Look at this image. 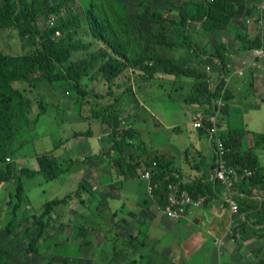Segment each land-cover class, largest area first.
I'll list each match as a JSON object with an SVG mask.
<instances>
[{
    "label": "crops",
    "instance_id": "0c3cea01",
    "mask_svg": "<svg viewBox=\"0 0 264 264\" xmlns=\"http://www.w3.org/2000/svg\"><path fill=\"white\" fill-rule=\"evenodd\" d=\"M246 4L245 8L237 10L236 17L246 19L254 16L256 1L247 0ZM238 20H234L235 25ZM246 25L254 26L249 33L256 35L257 27L254 24ZM194 27L195 31H191V34L198 48L217 39H213L214 34L202 32L200 25L194 24ZM225 42L226 38L220 44ZM235 42L238 43L236 47L229 46L233 55L226 57V73L216 69L213 62L198 64L197 56L193 54L189 58L190 66H197L208 76V86L213 93L210 102L196 94L194 87L197 79L194 77L187 80L185 76L163 72L154 76L145 75L147 80L140 81L142 77L139 78L138 75L135 80L136 74L129 70V74L120 77L116 86H113V96L99 93L104 95L101 99L103 104L114 103L115 109L122 110L121 121L124 127L131 128L138 134L140 141L145 144V153L159 155L169 161L170 169L178 172L185 185L202 182V187H209L205 195L207 203L192 205L180 220L169 219L157 210V203L149 195L145 179H124L114 172L104 154L112 144V129L107 123L94 118L90 110L83 109L84 104L80 113L76 109L58 108L60 115L55 118L60 127L57 131L58 142L49 152L66 167L71 166L72 170L55 181L59 184L64 176L67 177V181L61 186L63 188L69 185L67 195L75 196L74 193L83 182L96 195L95 199L88 201L91 196L85 187L81 194L84 203L79 201L69 211L70 238L76 240L71 248L66 247V255L61 257L63 263L258 264L264 259V227L261 225H246L243 235L238 239L243 241L242 245L239 244L241 249L236 250L237 245L233 243L228 231L239 224L237 214L230 211L225 188L215 184L216 155L207 131L193 126L196 116L206 118V115L218 109V102L221 101L218 77L229 75L225 94H228V99L222 98L227 107L224 112L220 110L218 130L224 136L231 130H240L242 150L255 148L264 168V58L253 66L252 59L247 55L251 53L243 50L242 54L236 53L241 43ZM180 51L177 49L172 57L179 58L182 55ZM203 60L209 59L203 57ZM168 88L169 91L178 93L171 104L163 102V99L160 100L161 96L156 94L165 92ZM64 91L72 95L70 87H64L63 94ZM156 110L158 117L149 120L148 114L153 117ZM81 132L84 135H80ZM135 139L138 140L137 137ZM136 140L133 141L131 152L132 155L139 156L137 160L144 165L146 157L142 154L143 149L138 148ZM20 147L17 146L19 152ZM37 155L38 153L33 157V164L28 165L30 161L24 164L27 169L32 165L31 170H38ZM249 190L251 194L257 191L241 182L236 184L232 197L238 205L242 203L240 197L248 195ZM214 191H217V195ZM66 203L62 205L66 206ZM73 218L75 219L72 220ZM255 219V215L251 214L250 221ZM96 233L102 235L103 239L95 240ZM221 239L223 244L220 246ZM234 239L237 240L235 237Z\"/></svg>",
    "mask_w": 264,
    "mask_h": 264
},
{
    "label": "trees",
    "instance_id": "16d2710c",
    "mask_svg": "<svg viewBox=\"0 0 264 264\" xmlns=\"http://www.w3.org/2000/svg\"><path fill=\"white\" fill-rule=\"evenodd\" d=\"M48 0H0V30L13 28L18 31L19 37L26 41L28 46L34 49L27 54H7L0 51V183L15 180V198L18 203L24 197V178L42 176L47 182L56 180L62 174L72 170L71 166H64L50 152L40 153L36 156L38 170L20 168L18 172L13 170L14 164L7 163L6 158L10 153L17 155L19 150L11 152L12 139L25 128L32 125L30 111L36 103L32 89L42 83L55 85L66 83L73 87L75 94L69 97L73 100L76 110L80 113L83 102L91 105V114L94 118L102 119L111 127V145L105 151L114 172L124 179L140 177L141 171L151 169V185L153 187V199L157 205L163 207L168 196V184L178 183L193 198H204L208 186L202 187V182L191 185L182 183L178 172L170 169V162L159 155H148L145 144L140 141L138 134L131 128L124 127L122 123V110L115 109V104H102L100 101H90L92 98L101 100L104 95L86 90L82 79L94 67L96 63L105 60L100 73L110 87L115 79L128 69L133 73L138 72L142 78L145 75L154 76L159 72L174 76L194 77L197 79L195 91L200 97L210 102L209 84L207 74L197 66H190L189 57H170L167 52L193 50L197 55L198 64L205 62L198 47L189 32L190 24L200 25L202 32L213 34L216 31H226L231 28V21L237 14L239 7L245 0H136L135 6L138 18L150 24L157 25L158 29L148 28L147 34L141 36L132 34L130 12H132L130 0H84L83 9L79 14H69L68 18L59 16L60 4L47 5ZM133 2L135 0H132ZM57 16L53 26L41 29L39 17ZM83 23L88 28L90 41L84 42L76 39L79 35L78 24ZM66 32L65 37L58 38V33ZM138 33V32H135ZM236 40L241 43V50L250 51L260 48L263 40L259 32L249 36L236 32ZM94 42L102 44L98 51L92 52L88 57L71 60L73 52L88 51ZM141 46L142 50L137 48ZM225 44H219L213 55L216 59V69L226 73V62L218 54ZM200 70V71H199ZM140 78V76H139ZM24 85L17 88L13 84ZM220 91L222 83L219 84ZM112 89V87H111ZM113 94V92H111ZM90 99V100H89ZM226 99H228V94ZM226 106L222 108L224 112ZM43 111L47 110L44 103ZM44 113V112H43ZM80 135H84L83 132ZM224 138L225 147L230 150L227 157L231 166L245 168L251 171V176L244 177L241 184L256 192L240 197L242 205H239L237 213V226L233 228L235 233L243 235L244 228L248 224L264 227V168L261 166L255 148L242 150L243 141L240 130H231ZM137 137L138 140L135 139ZM136 140L138 148L146 158L142 165L138 157L132 155L131 149ZM135 143V144H136ZM21 148V147H20ZM17 149V148H16ZM101 157V156H99ZM97 158V157H96ZM92 159V158H89ZM137 160V161H136ZM156 161V166L153 162ZM135 162V163H134ZM4 164L6 165L4 167ZM215 180V179H214ZM215 184L222 183L215 180ZM87 183H81L74 193L61 199H55L45 203L40 216V224L53 212V209L67 202L68 199L79 198L84 203L81 194ZM87 188V187H86ZM236 188V186H235ZM90 199L96 198L90 187L87 188ZM215 192V191H214ZM263 196H262V194ZM217 195V191L214 193ZM88 202H85L87 204ZM254 210V212H249ZM250 213V214H249ZM251 214L255 215V221L251 220ZM254 222V223H253ZM2 232L0 231V240ZM11 260L10 249L0 246V264H9ZM258 264H264V259Z\"/></svg>",
    "mask_w": 264,
    "mask_h": 264
},
{
    "label": "rangeland",
    "instance_id": "374dc122",
    "mask_svg": "<svg viewBox=\"0 0 264 264\" xmlns=\"http://www.w3.org/2000/svg\"><path fill=\"white\" fill-rule=\"evenodd\" d=\"M83 1L84 0H48L47 5H50L51 3L60 4L62 2L63 4L60 7L59 16L68 18L70 13L77 15L80 13V11H82L84 4ZM183 1L185 0H182V2ZM130 2L131 8L133 10L132 12H130L131 27L133 29L132 34L134 36H137V34L141 33V36H144L145 34H147L148 28L157 30V25L150 24L147 21L138 18V13L136 12V9L138 8L135 6L136 0L134 2L130 0ZM246 3L247 0H245L244 5L239 7V9L245 8L247 5ZM236 18L239 19L237 21V25L234 24V20ZM56 19L57 16L55 15H51L49 17L41 16L39 17V26L41 29L51 27L54 25ZM250 20L253 21V19ZM247 21V18L243 19L242 17L240 18L235 16L231 21V28L229 30L214 32L213 39L217 38L218 40L215 39L210 44L209 42H207L205 43V47L197 49V52H200V55L202 57H205V59H209L203 62L206 64L213 62L216 64V66L218 65L216 63L217 60L214 59L213 55L215 53L216 46H218L220 42L222 43L224 38H226L227 41L225 42L226 48H222L218 54L221 56V58H223L224 62H227L228 60L226 59V57H228V55H233L231 49H229V46L231 45L233 47H236L238 45V43L235 42L238 41L235 38L236 32L238 31L239 33H244L246 35L252 36V34L249 33V30L250 28L253 30L254 26H247ZM77 26L79 28V35L76 37V39H80L84 42L90 41L91 39H89V32L86 25L83 23H79ZM191 31H193V33L195 31L194 24H190L189 26V32ZM66 34V32H60L58 33L57 37H65ZM193 40L195 41L194 36ZM215 43L218 44L213 47ZM262 43L264 49V40ZM101 46L103 45L99 44L98 42H94L92 47L88 51L73 52L71 60L76 61L80 58L88 57L90 53L98 51ZM240 48L241 46L239 45L237 50L234 49L236 50L235 52H238L240 54L242 51ZM33 49L34 48L32 46H28L26 44V41L22 40L19 37L18 31L16 29L8 28L0 30V51L7 54L18 55L31 53ZM184 49L186 50L180 51L182 56L189 58L192 54L193 56H197L193 50H188V48ZM137 50H142V47L139 46ZM165 52L168 56L172 57L173 52L175 51ZM247 55L250 56V59H254L252 54L247 53ZM196 59L194 61H196ZM105 61L106 59L96 63L94 67L88 72V74L83 77L82 82L86 90L93 91L98 94L102 92L104 94H111L113 96V86H116L119 78L115 79L110 87L108 86L103 75H101L100 73V68L103 67ZM194 61L191 62V64H193ZM126 74H129L128 69L120 77H125L127 76ZM135 74L136 76L134 78L136 80L138 79L139 73L135 72ZM139 76L141 77V75ZM228 76L229 75H227V77ZM224 77L226 76L222 75L218 77L220 83L222 82ZM180 78L177 79L179 80ZM185 79L188 80L191 78L185 77ZM139 80L145 81L147 80V77L141 78ZM13 85L17 88H22L24 86L20 83H14ZM54 86L55 87L50 84L42 83L34 86V89H32L31 95L33 97H37V99H35L36 103L30 111V119L32 121V125L29 128L22 129L17 134V136H15V138L11 140V152L19 150L17 146H21L19 154L15 156L13 155V153H10L7 157L10 159L9 162L6 158L7 163L14 164L13 170L15 172H18L20 168H24V164H27L28 161H30L28 162V165L33 164V157L36 155V153L39 154L49 152V150L53 148V145L58 142L57 131L60 127L59 124L55 121V118L60 115L58 108L60 107L62 108V110H75L76 108L73 100H71V98L69 97V94L65 91L64 94L62 93L64 87H70L72 89V94H75L73 91V87L67 85L66 83H56ZM111 92H113V94ZM156 94L160 95V100L163 99V102H167V104H171L172 102H174L178 95V93H175L171 90L169 91V88L165 92ZM226 97L227 95H224L225 99ZM90 101H93L92 103L100 101L103 104V101L98 99H95V101L91 99ZM44 103L46 105L47 111H43V109L41 108V104L44 105ZM83 104L85 105V108L83 109L91 110L90 104L85 101L83 102ZM157 110L155 112L153 111L155 113L153 117L148 114L149 120L152 118L156 119L158 117ZM238 120L239 118L235 120V123H237ZM79 127L82 128V126ZM14 141L16 146H14ZM21 162L23 164H21ZM5 166L6 165L4 164V167ZM29 168L31 169L32 165ZM66 178L67 177L64 176L63 181L58 184V181L55 180L47 182L42 176H36L33 178L23 177L24 197L23 201L20 203H18L14 195L16 192L15 180L13 179L5 183H0V231L2 232L0 246L10 249L11 260L9 264H65L62 262L61 257L62 255L63 257H65L67 250L66 247L71 248V246H73L74 240H76L70 238L71 227L68 228V219L71 218V214L69 213V211L72 210V207L78 205L79 198L76 197L72 198L71 200L68 199L70 200V202H67L65 204L66 206L62 205L53 209L54 211L44 219L43 225L40 224V216L45 203L55 199L64 198L69 193V185L61 188L64 181H67ZM74 219L75 218H73L72 220ZM76 232L77 231H75V234ZM237 233H235L237 240H233V243L237 245L236 250L238 251L241 249V247H239V244L241 243L242 245L243 241L238 240L241 233ZM101 239H103V236L96 233L95 240ZM55 241L56 243H54Z\"/></svg>",
    "mask_w": 264,
    "mask_h": 264
},
{
    "label": "built area",
    "instance_id": "2783aa9c",
    "mask_svg": "<svg viewBox=\"0 0 264 264\" xmlns=\"http://www.w3.org/2000/svg\"><path fill=\"white\" fill-rule=\"evenodd\" d=\"M256 9L254 16L247 18L248 24H254L257 27V31L264 40V0H255ZM250 19H253L251 21ZM253 58L251 64L253 66L264 58L263 46L257 49H252L249 51ZM241 75L242 73L239 72ZM225 80V82H224ZM221 101L218 102V109L204 118L202 115H198L194 118L193 126L196 129L204 128L207 131L213 150L215 151L216 161H215V172L214 179L219 180L226 190L227 201L229 203L230 211L232 214H237L239 212V205L232 197V191L234 190L237 183L241 182L244 177L251 176V171L245 168L231 166L229 164V159L227 157L230 150L225 147L224 138L218 130V119L221 114L222 108L225 103L222 102V98L226 94L227 85L229 83V77H224L222 80ZM220 83V84H221ZM9 162L10 159L7 158ZM153 166H156V161L153 162ZM141 178L148 182V193L153 198V187L151 185V169L147 168L140 174ZM168 196L166 204L161 207L157 205V210L160 211L162 215L172 220H180L188 212L189 207L192 205L199 206L203 203L204 198L195 199L186 190L182 189L178 183L168 184ZM229 236L232 240L234 239L233 228L228 231ZM223 239H221L219 245L223 244Z\"/></svg>",
    "mask_w": 264,
    "mask_h": 264
}]
</instances>
